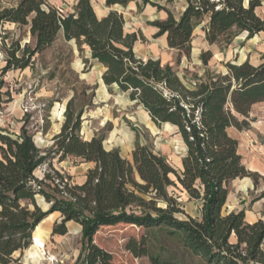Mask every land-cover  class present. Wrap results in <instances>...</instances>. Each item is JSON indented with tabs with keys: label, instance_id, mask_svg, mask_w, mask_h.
Listing matches in <instances>:
<instances>
[{
	"label": "trees",
	"instance_id": "trees-1",
	"mask_svg": "<svg viewBox=\"0 0 264 264\" xmlns=\"http://www.w3.org/2000/svg\"><path fill=\"white\" fill-rule=\"evenodd\" d=\"M184 1L178 17L155 0H105V6L127 7L134 2L139 10L150 5L164 11L166 18L150 22L157 29L153 37L165 36L169 48L188 58L194 32L202 23L211 45L229 44L243 33L249 39L264 34V15L257 12L263 0ZM5 24L28 26L33 43L7 47L3 73L33 67L34 57L62 34L81 49L87 47L91 58L104 67L101 78L106 87L116 86L127 94L156 126L176 127L187 146L181 182L193 197L204 199V208L201 221L176 218L180 209L167 191L174 170L166 159L138 144L129 160L118 148L106 149L103 136L85 140L80 134L82 112L72 110L70 100L61 130L46 151L36 145L26 123L18 134L0 127V264H10L15 253L28 249L35 229L54 213L60 216L52 235H66L68 223L75 222L89 257L97 248L95 236L102 227L126 224L167 227L211 264H264V220L249 223L244 210L221 213L232 180L250 176L256 184L260 178L264 183V176L249 172L241 163L237 141L226 132L237 125V116L247 117L253 105L264 102V53L258 64L249 59L227 61L225 74L206 73L188 86L170 63L138 55L136 43L147 39L141 31H125L121 12L111 9L99 17L92 0H76L74 11L67 14L46 0H19L0 7V26ZM210 57L209 51L202 55L205 62ZM69 157L94 164L81 184L52 166L54 159L62 162ZM47 162L50 168L38 177L36 170ZM198 179L203 194L195 186ZM149 195L167 206H158ZM39 196L48 204L46 210ZM232 235L236 242L230 241Z\"/></svg>",
	"mask_w": 264,
	"mask_h": 264
},
{
	"label": "rangeland",
	"instance_id": "rangeland-1",
	"mask_svg": "<svg viewBox=\"0 0 264 264\" xmlns=\"http://www.w3.org/2000/svg\"><path fill=\"white\" fill-rule=\"evenodd\" d=\"M18 1L0 0V7L15 5ZM46 1L63 14L73 12L76 4V0ZM155 1L170 8L177 17L186 6L184 0L173 3ZM92 4L99 17H104L111 9L121 12L125 19V31H141L147 39L136 43L138 55L170 63L188 86L206 73L225 74L227 61L239 63L249 59L256 64L264 52L261 35L249 39L243 33L229 44L211 45L205 39L202 23L194 32L192 53L188 58L169 48L166 37H153L156 30L150 22L166 18L164 11L150 5L139 10L134 2L127 7L116 5L111 8L105 6V0H92ZM257 12L264 15V0ZM15 42L22 46L33 43L29 27L16 24L0 26V127L3 130L18 134L26 123L36 145L46 151L53 144V136L60 132L67 104L72 100L71 109L82 112L80 134L85 140L103 136L106 149L118 148L122 156L129 160H132V153L138 144L162 155L174 170L170 173L171 182L167 191L180 209L175 217L182 221L203 219L204 199L193 197L181 182L187 146L176 127L167 124L156 126L146 110L130 101L127 94L120 92L116 86L106 87L101 78L104 67L91 58L87 47L81 49L74 40L66 41L62 34L34 57L33 67L3 73L6 48ZM208 51L211 57L205 62L202 55ZM226 132L237 141V154L245 168L263 177L264 102L253 105L247 117L237 116V125L227 127ZM52 166L69 174L72 181L78 183L94 164L69 157L62 162L54 159ZM49 168V162L43 164L36 170V175L43 177ZM195 186L203 194L199 179ZM263 189L261 178L257 184L250 176L232 180L222 215L244 210L247 222L264 220ZM147 198L156 199L158 206H167L164 200L153 195ZM38 201L43 209L49 207L42 197L39 196ZM59 216V213L50 214L33 234L32 245L41 250L45 260L34 261L32 253L35 250L30 246L22 253H15L10 264H211L204 256L186 247L180 234L171 233V229L162 226L145 228L119 224L102 227L95 236L97 248L89 257L78 225L69 223L68 233L64 236L52 235L53 225ZM230 241H237L235 235L230 237Z\"/></svg>",
	"mask_w": 264,
	"mask_h": 264
},
{
	"label": "bare ground",
	"instance_id": "bare-ground-1",
	"mask_svg": "<svg viewBox=\"0 0 264 264\" xmlns=\"http://www.w3.org/2000/svg\"><path fill=\"white\" fill-rule=\"evenodd\" d=\"M169 126H171L170 124H167ZM34 248V252L32 253L33 255V259L34 261H41V260H45L44 254L41 252V250H39L37 247H35L34 245H31Z\"/></svg>",
	"mask_w": 264,
	"mask_h": 264
},
{
	"label": "crops",
	"instance_id": "crops-1",
	"mask_svg": "<svg viewBox=\"0 0 264 264\" xmlns=\"http://www.w3.org/2000/svg\"><path fill=\"white\" fill-rule=\"evenodd\" d=\"M185 8V7H184ZM184 10V9H183ZM154 29L157 31V29L154 27ZM259 35H261L262 37H263V39H264V34H259ZM259 35H256V36H259ZM163 37H165V36H163ZM206 39V38H205ZM207 41V40H206ZM136 50V49H135ZM262 53H264V52H262ZM262 53L260 54V55H262ZM143 57V56H142ZM146 58H149V57H146ZM261 58V57H260ZM243 62V61H242ZM242 62H239V63H242ZM260 62V60L256 63V64H258ZM252 63V62H251ZM254 64V63H253ZM90 165L91 164H93V163H89ZM90 168V167H89ZM85 176H83V178L78 182L79 184H81V183H83L84 181H85ZM255 220V219H254ZM69 223H74L75 225H78V224H76L75 222H73V221H71V222H69ZM68 223V224H69ZM79 226V225H78ZM80 227V226H79ZM80 229H81V227H80Z\"/></svg>",
	"mask_w": 264,
	"mask_h": 264
},
{
	"label": "water",
	"instance_id": "water-1",
	"mask_svg": "<svg viewBox=\"0 0 264 264\" xmlns=\"http://www.w3.org/2000/svg\"><path fill=\"white\" fill-rule=\"evenodd\" d=\"M246 2L248 3V0H246ZM33 234H34V232H33ZM32 241L34 242V236H33V238H32Z\"/></svg>",
	"mask_w": 264,
	"mask_h": 264
}]
</instances>
